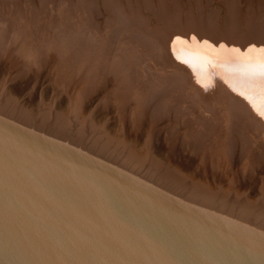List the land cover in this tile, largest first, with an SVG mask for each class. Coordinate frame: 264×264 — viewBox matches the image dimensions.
I'll list each match as a JSON object with an SVG mask.
<instances>
[{
  "label": "rangeland",
  "instance_id": "obj_1",
  "mask_svg": "<svg viewBox=\"0 0 264 264\" xmlns=\"http://www.w3.org/2000/svg\"><path fill=\"white\" fill-rule=\"evenodd\" d=\"M0 3L7 4L8 12L17 7L21 17L16 27H21L30 49H36L37 41L46 38H52L55 46L81 44L83 40L87 47L76 60L90 57L101 68L105 61L103 69H115L122 64L118 75L97 91L92 82L83 88L52 85L56 64L51 60L43 62L45 69L39 74L29 72L18 79L25 70L21 61L0 58L3 59L0 99L16 103L17 111L13 113L19 111L31 122L47 111L57 114L51 113L54 118L61 115L72 124L81 121L85 130L93 126L94 134L109 137L114 144L121 143L140 157L149 156L150 163L156 162L160 168L165 164L186 181L209 192L235 194L250 204L263 197L264 0H0ZM38 25L47 30L35 33ZM0 26L14 28L10 19H4ZM61 26L78 28L61 35ZM29 52L23 56H29ZM77 73L71 71L68 76L76 78ZM119 87L121 94L126 95H119L120 105L103 106L109 103L110 92ZM127 90L129 95L125 93ZM83 93L85 100L81 98ZM74 108H78V116H73ZM135 120L143 121L140 131L131 127L130 121ZM220 126L224 130L217 133ZM208 127L212 128V133L207 132L209 138L200 140V130L207 131ZM89 133L84 132L79 142L92 138ZM168 136L172 138L170 144L165 139ZM193 139H199L201 145L197 141L192 143ZM121 145L117 152H125L119 149ZM190 145L206 151L208 160L188 153ZM148 166V171L157 170L155 165Z\"/></svg>",
  "mask_w": 264,
  "mask_h": 264
},
{
  "label": "water",
  "instance_id": "obj_2",
  "mask_svg": "<svg viewBox=\"0 0 264 264\" xmlns=\"http://www.w3.org/2000/svg\"><path fill=\"white\" fill-rule=\"evenodd\" d=\"M13 115L0 110V264H264L256 221Z\"/></svg>",
  "mask_w": 264,
  "mask_h": 264
},
{
  "label": "bare ground",
  "instance_id": "obj_3",
  "mask_svg": "<svg viewBox=\"0 0 264 264\" xmlns=\"http://www.w3.org/2000/svg\"><path fill=\"white\" fill-rule=\"evenodd\" d=\"M115 3V1H113ZM163 2V1H162ZM66 3V2H65ZM84 3V2H83ZM108 3H111L110 1ZM167 3V2H166ZM232 3V2H231ZM147 4V3H146ZM9 5V4H8ZM72 5V4H71ZM87 5V4H86ZM111 5V4H110ZM116 5V4H115ZM168 5V4H167ZM236 6V5H235ZM7 4L0 3V24H2V21L4 19H10V21L12 22V25L14 28L11 29H3L0 26V58L5 59V57H9V59H14L18 61H21V66L24 67L25 70H23V72L21 74L18 75V79L20 78H24L26 77V75L29 72L34 73L33 75L39 74L40 71H42L43 69H45V64L43 63L46 60L50 61L53 64H56L55 67V71H53L54 73V77H59L58 79H55L52 76L51 82L52 85H54L55 87H60V88H65L67 85L68 86H73L74 85L76 87L77 86H81V88H83V86L87 85L88 82H92L93 84H96L98 89L97 91H99V89H102V87L104 88V84L107 81H110L111 79L115 78L118 75L119 69H122V64L120 66H118V68L113 69L111 68H105L103 69V65H105L107 62L104 61V64L101 67H98L97 65H95V61L90 60V57L88 58H82L80 60H76L77 57L83 56L82 55V50L85 49V47H87L86 44H82V41L80 42L81 44H62L60 46H55L53 45L54 43L51 41V39L49 38H44L45 41H37V46L36 49L35 48H29L28 46V39L26 37H24V35L21 33L22 29L21 27L18 28V26L16 27V25H18V23L20 22L18 19V17H21V15L19 13H17V7L14 8L15 10L13 11H7L6 10ZM166 8V7H165ZM169 8V7H168ZM200 8V7H199ZM60 9V8H58ZM81 9V6H80ZM79 9V10H80ZM53 10V9H52ZM73 10V8H72ZM71 10V12L73 13V11ZM88 10V9H87ZM199 10V9H198ZM46 11V10H45ZM62 11V10H61ZM78 11V9L76 10V12ZM80 11H83V9H81ZM79 11V12H80ZM86 11V10H85ZM56 12V11H55ZM78 12V13H79ZM120 12V11H119ZM237 12V11H236ZM235 12V13H236ZM37 13V12H36ZM82 13V12H80ZM29 14V13H26ZM76 14V13H74ZM237 14V13H236ZM40 14H38L39 17ZM120 16V15H119ZM44 19V18H43ZM124 19V18H123ZM45 20V19H44ZM79 20V19H78ZM85 20V19H84ZM127 20V19H126ZM41 21V18H40ZM87 21V20H86ZM42 22V21H41ZM46 22V20L44 21ZM39 23V22H38ZM68 23V22H67ZM75 23V22H73ZM40 24V23H39ZM42 24V23H41ZM40 24V25H41ZM46 24V23H45ZM69 24V23H68ZM68 24L66 26H68ZM77 24V23H75ZM80 24V23H79ZM84 24V23H83ZM130 24V23H129ZM264 24V23H263ZM65 25V24H64ZM87 25V24H86ZM29 26V25H27ZM31 26V25H30ZM44 26V24H43ZM75 26V25H74ZM15 27L17 29H15ZM25 27V26H24ZM38 28L35 29V33L40 34L41 30L42 31H46L47 29H42L39 28L40 26H37ZM46 27V26H45ZM36 28V27H35ZM44 28V27H43ZM76 29H67L64 27H59V30L61 31V35L67 33V30L69 32L71 31H77L78 27H75ZM29 29V27H28ZM41 29V30H40ZM192 30V29H191ZM16 31V33L14 32ZM141 35V34H139ZM180 36V35H179ZM30 39V38H29ZM81 40V39H80ZM174 42V41H173ZM189 43V42H188ZM180 45V43H179ZM182 45V43H181ZM92 46V45H89ZM95 48L99 47V45H97V47L94 45ZM214 49V48H213ZM30 51V55L29 56H23L25 54V52ZM191 51V50H190ZM199 51V50H198ZM215 51V50H214ZM192 52V51H191ZM203 52V51H202ZM256 52V51H255ZM85 53V52H84ZM211 53V52H210ZM262 53V52H261ZM260 53V55H261ZM203 54V53H202ZM201 54V57L203 58L204 56ZM206 54V53H205ZM204 54V55H205ZM256 54V53H255ZM181 55V54H180ZM186 55V54H185ZM200 55V54H199ZM240 55V54H239ZM259 55V54H258ZM257 55V57H258ZM32 56L29 60L28 57ZM107 56V55H106ZM189 56V54H188ZM192 56V55H191ZM195 56H197L195 54ZM264 56V55H263ZM24 57H27V59H24ZM201 57L199 56V59H201ZM207 57V56H205ZM242 57V56H241ZM192 58H194L192 56ZM244 58V57H243ZM0 59V60H3ZM8 59V60H9ZM206 59V58H205ZM210 59V58H209ZM215 59V58H214ZM238 59V57H237ZM264 59V58H263ZM6 60V59H5ZM196 60L198 61L197 57ZM208 60V59H207ZM241 60V58H240ZM259 60V59H258ZM262 60V59H260ZM13 61V60H12ZM196 61V62H197ZM204 61V59H203ZM225 61V60H224ZM244 61V60H243ZM15 62V61H14ZM187 62V61H186ZM192 62V61H190ZM196 62H193L195 64H197ZM199 62V61H198ZM202 62V60H201ZM200 62V63H201ZM245 62V61H244ZM263 62V60H262ZM11 63V62H10ZM117 63V62H116ZM139 63V62H137ZM192 63V64H193ZM227 63V62H225ZM145 64V63H144ZM143 64V65H144ZM154 64V63H153ZM194 64V65H195ZM218 64V63H216ZM220 64V63H219ZM262 64V63H261ZM109 65V64H108ZM264 65V64H263ZM111 66V65H110ZM108 66V67H110ZM116 66V67H117ZM197 66V65H196ZM114 67V66H113ZM120 67V68H119ZM250 67V66H249ZM264 67V66H263ZM156 69V68H155ZM219 70V69H218ZM71 71H77L78 75L76 78H72L68 76V73ZM102 71V73H101ZM199 71V70H197ZM222 71V70H221ZM51 72V71H50ZM196 72V71H195ZM213 72V71H212ZM211 72V73H212ZM220 72V71H219ZM210 73V74H211ZM215 73V72H214ZM51 74V73H50ZM198 74V73H197ZM221 74V73H220ZM101 75V77H100ZM207 75V74H206ZM215 76V75H214ZM229 76V75H227ZM103 77V78H102ZM208 77V76H207ZM232 77V76H231ZM17 78V77H16ZM104 79L103 81L100 80ZM210 78V76H209ZM212 78V77H211ZM238 78V77H237ZM217 79V78H216ZM226 79V78H225ZM229 79V78H228ZM198 80V79H197ZM211 80V79H210ZM127 80L125 79V82ZM208 81V80H207ZM220 81V80H219ZM226 81V80H225ZM232 80H230L231 82ZM237 82V81H236ZM212 83V81H211ZM210 83V84H211ZM215 83V81H214ZM218 83V82H217ZM220 84V83H218ZM51 85V84H50ZM107 85V84H106ZM201 85V84H200ZM205 85V84H204ZM67 86V87H68ZM53 87V86H51ZM106 87V86H105ZM79 88V87H78ZM121 87H119L118 89H114V93L110 92L111 98H108L107 100L109 101V103H103V106L107 107L109 104H111V106L113 108H117L120 105V100L121 98L119 97V95L121 94ZM219 88V87H218ZM220 89V88H219ZM64 90V89H63ZM61 90V91H63ZM221 90V89H220ZM125 91V90H124ZM108 92V91H107ZM113 92V90H112ZM128 90L125 92L127 95H129ZM63 93H65L63 91ZM67 95V93H65ZM84 95L81 94V98L85 100L86 98V94L83 93ZM109 94V93H108ZM114 94V95H113ZM5 95V94H4ZM70 95V94H69ZM75 95V94H74ZM217 95V94H216ZM73 96V95H72ZM107 96V95H106ZM121 96H125L126 95L122 92ZM219 96V95H218ZM1 98V97H0ZM5 98V97H4ZM124 98V97H123ZM3 99V97H2ZM78 99V98H77ZM125 99V98H124ZM222 99V98H221ZM10 100V99H9ZM7 98L3 99V101L0 99V110L6 114H14L13 116L19 118L22 121H29V118H26L25 115L20 114L19 111L15 114L13 113V111L16 110V103L13 104V102H10ZM68 100V98H67ZM80 101H82L81 99H79ZM223 100V99H222ZM227 100V99H226ZM211 101V100H210ZM224 101V100H223ZM84 102V101H83ZM77 103V101H76ZM79 104V103H78ZM72 105V103L70 104ZM76 105V104H75ZM80 105V104H79ZM82 105V104H81ZM77 106V105H76ZM228 106V105H227ZM81 107V106H80ZM142 108V107H141ZM213 108V107H212ZM19 109V108H17ZM21 109V108H20ZM72 109V108H71ZM105 109V108H104ZM192 109V108H191ZM78 110V108H77ZM76 108L73 109L72 114L73 116H78V112ZM17 111V110H16ZM81 112V111H80ZM44 112H42V114H40L41 116L37 118L36 122L34 123L37 128H43L46 127L47 125L51 124V126H47V131L58 135V136H69L70 139H73V141L75 142H79L82 138V135L84 134V132H86L87 130L90 131L88 137L92 134V138H86L84 143H82L83 145L89 147V149H91L93 152L97 151L102 153L103 155H106L114 160H119V162H121V164H123L124 166H126L127 168H130L131 170L137 171L139 173H143L145 176H147L148 178L155 180L157 183H161L163 184L165 187L170 188L173 192L178 193L180 196H184V198H187L191 201L197 202L198 205L200 206H204L206 208H210L212 210H214L215 212H222L223 214H228L231 216H237L240 217L242 220H253L256 221V223H258L259 226L264 228V195H263V199L261 198L260 200H258L257 202H254L253 204L247 203L245 201V199L243 197H239L235 194H228V193H211L205 189L204 187L191 183L190 181H186L184 178H182L180 175H178V173H175L174 171H172L170 168L165 167L166 165H162V167L160 168V166H157L156 162L150 163L149 160V156H145V157H140L137 154L133 153L130 150H128V148L123 147L121 145L119 146L120 150H123L125 152H117V144H114L111 140L109 141V137H103L101 134H97L94 132L96 130H93V126L89 127L88 129H84L86 127H84L83 122L81 121H75V125L74 127L72 126V122L71 121H66L67 119H64L63 117L61 118L59 115L58 117H53L52 114L54 115L53 112H48L47 111V115L43 114ZM52 113V114H51ZM57 113V112H56ZM156 113V112H155ZM50 114V115H48ZM71 114V112H70ZM57 115V114H55ZM54 115V116H55ZM64 115V114H63ZM50 116H52V119ZM66 116V115H64ZM151 116V115H150ZM157 116V115H156ZM212 116V115H211ZM220 116V115H219ZM50 117V120L48 119ZM67 117V116H66ZM158 117V116H157ZM156 117V118H157ZM153 118V117H152ZM159 118V117H158ZM33 119V118H32ZM35 119V118H34ZM33 119V120H34ZM48 120V121H45ZM35 121V120H34ZM33 121V122H34ZM46 122H49V124L46 125ZM92 122V121H91ZM143 121H130L131 123V127L133 130L138 131L140 129L141 123ZM152 122V121H150ZM182 122V121H181ZM45 123V124H44ZM183 123V122H182ZM185 123V121H184ZM93 124V123H92ZM149 124V123H148ZM177 124V123H176ZM221 125V124H220ZM72 126V130H70ZM211 126V125H210ZM214 126V125H213ZM224 126V125H222ZM221 127V126H220ZM178 128V127H177ZM206 128V127H205ZM204 128V129H205ZM225 128V127H224ZM208 130L204 131L203 129H201V133H199V139L201 140V138H205L208 137L209 135H207V132L211 131L212 133V128L208 127ZM223 127H221V129L217 132H223ZM140 131V130H139ZM98 132V131H97ZM171 131H169L170 133ZM105 132H103L102 134H104ZM173 134V133H172ZM210 134V133H208ZM171 136V135H170ZM174 136V135H173ZM171 136V137H173ZM87 137V136H86ZM171 137H167L165 138L167 140V143L170 144L172 141ZM84 138V137H83ZM207 138V139H208ZM262 138V137H261ZM113 139V138H112ZM174 139V138H173ZM199 139H193L192 143L194 142H199ZM203 140V139H202ZM203 140V141H205ZM191 141V140H190ZM201 141V142H203ZM80 143V142H79ZM112 143V144H111ZM114 144V145H113ZM199 144L201 145V143L199 142ZM124 145V144H123ZM189 145V144H188ZM187 145V146H188ZM125 146V145H124ZM168 146V145H167ZM172 146V145H171ZM192 147V145H190ZM121 147V148H120ZM173 148V147H172ZM125 153V155H123ZM188 153H190L191 155H200L203 159H207V153L206 151H203V149H197V148H193L189 149ZM211 154V153H210ZM243 154V153H242ZM121 155V156H120ZM148 155V154H147ZM244 158V156H242V159ZM206 160V161H207ZM199 162V161H198ZM148 164L150 165V167L153 165H155L157 167V170H152V171H148L147 168H149ZM246 165V164H245ZM244 167V165H243ZM245 168V167H244ZM247 168V167H246ZM216 169V168H215ZM244 170V169H243ZM159 171V172H158ZM158 172V173H157ZM243 172V171H242ZM245 174V173H244ZM164 178V179H163ZM209 192V193H208ZM262 194H264V191H262Z\"/></svg>",
  "mask_w": 264,
  "mask_h": 264
}]
</instances>
